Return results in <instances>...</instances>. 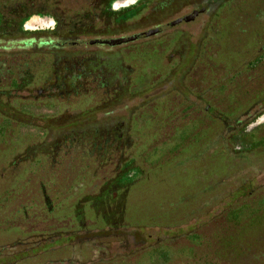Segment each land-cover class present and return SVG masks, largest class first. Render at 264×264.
Segmentation results:
<instances>
[{"label": "trees", "instance_id": "1", "mask_svg": "<svg viewBox=\"0 0 264 264\" xmlns=\"http://www.w3.org/2000/svg\"><path fill=\"white\" fill-rule=\"evenodd\" d=\"M70 1L2 0L9 10L0 11V38L27 33L15 25L27 16L49 14L57 22L54 32L83 35L90 44L107 45L114 56L109 54L105 62L78 57V52L71 50L76 41L54 43L56 48H70L64 55L50 51L47 57L46 52L32 48L9 52L8 60L0 52V264H151L140 260L152 262L151 259L170 252H182V259L174 264H264V232L257 233L264 227V204L259 197L252 199L254 207L242 200L236 214H232L233 219L235 215L238 219V222L232 221L236 233L223 239L222 251L218 247H145L143 231L135 229L130 236L122 234L126 196L136 172V168L130 169L128 165L130 141L124 131L134 118L130 110L134 107L113 115L114 106L127 92L129 96L140 95L146 88L131 89V77L115 53V47L124 44L128 56H133L130 44L135 39L111 45L92 43L96 39L92 37L115 34L118 25L133 15L126 16L125 9L116 11L112 8L113 0H74V9L68 7ZM234 16L253 20L248 29L240 26L239 32H229L236 38L232 47L236 42L235 47L239 45L245 33L251 37L250 56L243 66L245 72L251 73L252 86L239 89L240 93L242 89L245 91L246 100L236 107L222 110L205 105L202 109L208 118H214L218 128L214 141L208 138L207 144L212 146L217 140L233 139L232 143L238 142L239 152L245 155L264 147V124L250 126L264 120V77L260 79L264 75V8L236 10ZM227 46L228 43L222 52L229 50ZM146 54L156 61L160 57L156 52ZM122 58L126 55L122 54ZM119 69L121 75L115 72ZM232 69L231 65L228 73H234L237 78ZM50 87L54 94L49 93ZM66 95L78 96L84 103L79 113L59 119L58 115L50 116L43 111L32 113L28 109L35 105L39 108L45 100ZM89 98L96 103H85ZM191 107L196 112L194 104ZM163 126L169 125L163 123L159 128ZM28 127L40 131L39 141H24L22 135ZM173 132L178 134V141L191 135L189 129ZM206 147L203 145L194 156ZM27 163L33 166L30 172ZM256 176L238 181L239 197L249 198L264 187L261 184L264 176ZM253 178L258 185L247 191L246 184ZM50 184L62 186L53 191ZM73 190L71 215L52 214ZM60 196H63L62 203ZM253 227L255 233H246L247 228ZM166 234H169L167 229L161 241H168L163 240ZM187 234L190 241L200 238L197 234ZM138 241L141 244L133 246ZM132 257L138 263H132Z\"/></svg>", "mask_w": 264, "mask_h": 264}, {"label": "rangeland", "instance_id": "2", "mask_svg": "<svg viewBox=\"0 0 264 264\" xmlns=\"http://www.w3.org/2000/svg\"><path fill=\"white\" fill-rule=\"evenodd\" d=\"M4 3L0 0V11L6 13L9 6H4ZM112 4L116 11L125 9L126 16H133L119 24L115 34H99L92 39L139 35L130 44L133 56H128V48L124 44L115 47V53L125 67L126 74L131 77V89L146 88L140 95L129 96L127 92L121 102L114 106L113 115L125 113L127 108L134 107L130 109L134 118L124 131L130 141L128 165L130 169L136 168V172H133V182L126 196L125 228H122V234L130 236L135 229L143 231L145 247H218L222 251L224 248L221 247H225L223 239L236 233L232 221L238 222V219L237 215L233 219L232 214H236L242 200L254 207L252 199L255 201L259 197L264 204V187L249 198L238 196V181L242 177L251 178L254 174L256 177L264 176V147L243 155L238 150L241 149L238 142L232 143L233 139L230 142L226 139L225 142L217 140L209 146L207 139L214 141L218 128L214 118H208L202 108L207 105L228 110L246 100L245 91L242 89L240 93L239 89H250L252 86L251 73L248 70L245 72L243 66L250 56L252 40L245 33L239 45L235 47L236 42L232 47V41L236 38L229 32H239L240 26L248 29L247 26L253 20H245L244 16L232 18V15L236 10L251 11L255 6L263 9L264 0H113ZM67 5L74 9V0ZM201 8H204V12L192 20L170 25L175 19ZM15 25L27 33L0 38V52L5 53V56L9 52L32 48L41 49L47 57L50 51H59L64 55L70 48H56L54 45L62 41H76L77 45L71 50L78 52V57L105 62L109 54L114 56L113 50L107 45L90 44L83 35L67 36L62 34V30L54 32L57 22L49 14H33ZM156 27H161V31L155 36L149 38L143 35V32ZM227 43L229 52L226 50L224 53L223 46ZM152 52L160 55L157 61L146 54ZM122 54L127 59L122 58ZM5 58L9 60L8 56ZM231 65L237 78L234 73H228ZM115 72L122 74L121 69ZM210 83L214 87L209 88ZM50 92L55 93L51 87ZM78 98L74 95L55 97L45 100L40 109L38 105L28 109L32 113L43 111L50 116L58 115L61 119L79 113L84 103ZM89 100L85 103H96L91 98ZM193 104L196 112L191 107ZM98 115L101 116L100 111ZM163 123H167L169 128L163 126L160 129ZM262 124L264 120L250 126L255 128ZM187 129L191 135L178 141V134L173 131L181 133ZM196 134L201 135L196 138ZM22 136L26 142L41 139L40 131L32 127L26 128ZM203 145L208 148L195 157ZM26 167L29 172L33 169L28 163ZM261 184H264V179ZM257 185L253 178L246 184L247 191L254 190ZM61 186L50 184L49 188L54 191ZM62 197H58L61 203ZM66 198L63 204L53 209L52 214L71 215L74 190ZM242 220L239 222L243 223ZM166 229L169 234L163 240L168 241L163 242L161 240ZM254 229L247 228L246 233L253 234L256 232ZM189 232L200 238L190 241L186 237L190 236L187 234ZM263 232L264 227L257 233ZM137 244L141 243L134 242L133 246ZM243 248L250 250L253 247ZM181 254L170 252L161 257L157 255L151 259L152 262L149 259H141L140 262L166 264L171 260L174 264L182 259ZM130 261L138 263L134 257Z\"/></svg>", "mask_w": 264, "mask_h": 264}, {"label": "water", "instance_id": "3", "mask_svg": "<svg viewBox=\"0 0 264 264\" xmlns=\"http://www.w3.org/2000/svg\"><path fill=\"white\" fill-rule=\"evenodd\" d=\"M202 12H204V8L195 9L190 14L175 19L174 21H172L170 23V25H175V24H178V23H180L182 21L183 22H188V21L192 20L195 16H197L199 13H202ZM160 31H161V27H156L154 29H149V30L143 32V35L150 36V35H153V34H156V33L160 32ZM138 36L139 35H133V36H130V37H125V38L120 37V38H111V39H100V38H96V39H94L92 41V43H100V44H111V45H114V44H119V43H123V42L129 41V40H134Z\"/></svg>", "mask_w": 264, "mask_h": 264}]
</instances>
